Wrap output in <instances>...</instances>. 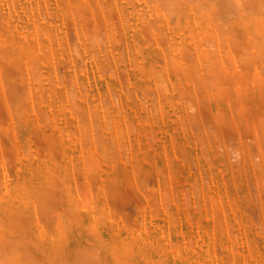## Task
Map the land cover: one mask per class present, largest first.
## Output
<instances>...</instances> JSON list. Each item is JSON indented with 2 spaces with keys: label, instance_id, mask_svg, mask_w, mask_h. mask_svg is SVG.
Here are the masks:
<instances>
[{
  "label": "rangeland",
  "instance_id": "obj_1",
  "mask_svg": "<svg viewBox=\"0 0 264 264\" xmlns=\"http://www.w3.org/2000/svg\"><path fill=\"white\" fill-rule=\"evenodd\" d=\"M171 1L0 0V264H264V0Z\"/></svg>",
  "mask_w": 264,
  "mask_h": 264
},
{
  "label": "bare ground",
  "instance_id": "obj_2",
  "mask_svg": "<svg viewBox=\"0 0 264 264\" xmlns=\"http://www.w3.org/2000/svg\"><path fill=\"white\" fill-rule=\"evenodd\" d=\"M126 1H129V0H126ZM149 1H150V0H149ZM159 1L161 2V0H159ZM196 1H197V0H196ZM219 1H221V0H219ZM227 1H229V0H227ZM227 1H226V3H227ZM235 1H236V0H235ZM238 1H239V0H238ZM166 2H167V1H166ZM169 2H170L169 5H171V2H172V1L169 0ZM233 2H234V1H230L229 4H231V3H233ZM217 3H218V2H217ZM222 3H223V2H222ZM237 4H238V3H237ZM163 5H164V4H163ZM222 5H224V4H222ZM224 6H225V5H224ZM224 6H223V7H224ZM233 6H234V3H233ZM235 6H236V5H235ZM164 7H167V4H166V6L164 5ZM226 7H227V6H226ZM226 7H225L224 9H226ZM228 8H229V7H228ZM232 8H233V7H232ZM238 8H239V7H238ZM224 9H223V10H224ZM233 10H234V9H233ZM237 10H238V9H237ZM229 12H230V11H229ZM231 12H232V11H231ZM230 15H231V14H230ZM263 45H264V44H263ZM257 48H258V47H257ZM194 49H195V48H194ZM19 202H20V201H19ZM10 203H11V202H10ZM12 205H13V203H12ZM6 207H7V206H6ZM8 207H9V206H8ZM14 207H15V206H14ZM4 208H5V207H4ZM5 209H6V208H5ZM9 210H10V207H9ZM4 212H5V211H4ZM13 212H15V211H12V213H13ZM10 213H11V212H10ZM1 214H2V213H1ZM6 214H7V213H6ZM4 215H5V214H4ZM8 215H9V214H8ZM11 215H12V214H11ZM12 216H13V215H12ZM1 217H2V216H1ZM6 217H7V216H6ZM4 218H5V217H4ZM9 218H10V217H9ZM9 218H8V219H9ZM11 218H12V217H11ZM5 223H7V221H6ZM7 224H8V223H7ZM2 225H3V222H2ZM5 226H6V225H5ZM1 228H2V227H1ZM3 228H4V227H3ZM3 228H2V229H3ZM1 234H2V233H1ZM8 234H9V233H8ZM5 235H6V234H5ZM1 236H2V235H1ZM1 236H0V237H1ZM6 238H7V237H6ZM6 238H5V239H6ZM35 238H36V237H35ZM5 239H3V240H5ZM13 241H15V240H13ZM32 242H33V241H32ZM41 242H42V240H41L40 238H37V243L39 244V243H41ZM1 244L4 246L5 241L1 242ZM9 244H10V243H9ZM12 244H15V243L12 242ZM2 245H1V247H2ZM18 245L21 246V244H19V243H18ZM5 246H6V245H5ZM5 246H4V247H5ZM8 246H9V245H8ZM12 246H13L12 248L15 249L14 247H16V246H15V245H12ZM4 247H2V248H4ZM7 248H8V247H7ZM7 248H6V249H7ZM12 248H9L10 251H11ZM21 248H22V247H21ZM21 248H20V249H21ZM16 249H18V248L16 247ZM22 249H24V248H22ZM8 251H9V250H8ZM10 251H9V252H10ZM21 251H23V252L21 253V254H22L21 256H25V255H24V254H25V253H24V250H21ZM9 252H8V253H9ZM11 252L14 253V252H16V251L13 250V251H11ZM16 253H17V252H16ZM16 253H14V256L16 255ZM18 253H19V252H18ZM18 253H17V255L20 256V254H18ZM23 253H24V254H23ZM48 253H49V252H48ZM0 255H1L2 259H3V255H2V254H0ZM17 255H16V256H17ZM12 257H13V255L11 256V258H12ZM38 257H39V256H38ZM18 258H19V257H17L16 259H18ZM22 258H23V257H22ZM26 258H27V257H26ZM4 259H6V258H4ZM4 259H3L2 261H0V262H3V261H4V263H5L6 261H5ZM13 259H14V258H13ZM13 259H11V260H13ZM16 259L14 260V262H12L11 260H10V261H11L13 264H18V261H19V260H16ZM24 259H25V257H24ZM22 261H23V260H22ZM8 262H9V260H8ZM11 262H9V263L11 264ZM9 263H6V264H9ZM19 263H20V261H19ZM29 263H31V262H28V264H29ZM40 263H41V262H40ZM43 263H44V262H43ZM78 263H79V262H78ZM80 263H81V261H80ZM1 264H3V263H1ZM32 264H33V263H32ZM58 264H59V263H58Z\"/></svg>",
  "mask_w": 264,
  "mask_h": 264
}]
</instances>
